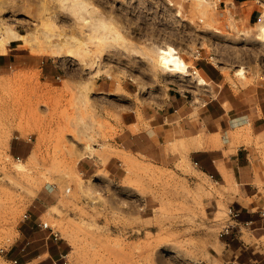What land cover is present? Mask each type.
<instances>
[{
    "label": "rangeland",
    "instance_id": "rangeland-1",
    "mask_svg": "<svg viewBox=\"0 0 264 264\" xmlns=\"http://www.w3.org/2000/svg\"><path fill=\"white\" fill-rule=\"evenodd\" d=\"M85 1L95 9L85 15L104 19L103 27L77 18L73 0H15L16 8L0 11L3 25L24 36L41 41L44 32L52 34L48 52L12 39L10 63L0 66V264H233L220 233L229 226L232 235L238 226L230 211L240 198L236 185L214 182L182 142L171 147L179 153L155 162L119 151L116 140L131 141L127 133L117 135L122 112L134 118L140 102L159 104V87L188 81L174 73L190 72L182 56L196 48L226 84L264 98V5L244 24L232 11L221 15L217 0ZM74 31L83 42H60ZM97 77L114 83L112 93L99 90ZM121 83L140 90L135 99ZM20 134L33 152L18 161L8 144ZM143 146L153 151L148 138ZM88 154L99 157L100 167L112 158L111 178L100 169L92 177L77 171ZM41 220L51 229H41ZM51 230L63 252L59 260L42 254ZM246 231L240 233L248 242Z\"/></svg>",
    "mask_w": 264,
    "mask_h": 264
},
{
    "label": "crops",
    "instance_id": "crops-1",
    "mask_svg": "<svg viewBox=\"0 0 264 264\" xmlns=\"http://www.w3.org/2000/svg\"><path fill=\"white\" fill-rule=\"evenodd\" d=\"M217 5L216 8L223 11L221 15L232 11L236 20L245 24L260 10V5H264V0H217ZM8 49H17V46ZM182 58L188 71L196 69V72L174 73L188 81H173V84L166 85L168 90L159 87L163 99L156 106L140 102L139 115L136 117L122 112L120 119L123 129L117 135L127 133L131 141L127 144L125 138L119 137V141L116 140L118 150H130L161 162L179 153V146L177 150L171 147L173 143L179 145L182 142L191 161L194 164L196 162L195 165L214 182L218 183L219 179L222 184L236 185L238 188L240 198H234L233 211L230 210L231 222L238 226H235L232 235L225 234L226 239L222 243L225 251L233 254L232 263L264 264V218L259 216L260 211L264 210V98L260 100L257 95L252 97L253 93L256 94L252 88L250 91L248 87L234 89L226 84L225 76L215 64L194 57L193 52L188 58ZM9 63L7 51L0 53V66ZM196 76L202 77L206 84H200ZM137 83L135 80L134 84ZM190 83H193L194 89L181 86ZM96 84L105 94L115 89L114 83L108 78L101 81L97 77ZM124 84L121 83V87L125 93L135 99L140 90L130 91L128 85L132 84ZM144 137L149 139L153 151L143 146ZM8 149L13 157L28 158L33 152V145L28 136L20 134L10 139ZM85 157H80L76 163L81 175L92 177L100 169L111 178V157L106 158L101 167L96 155L88 154ZM39 199L36 194L33 200ZM40 203L45 207L53 205L52 201ZM39 222L44 223L42 220ZM242 229L247 230L248 242L241 238ZM54 233L49 231L50 246L42 254L48 252L52 259L59 260L63 252L57 248ZM22 263H26V260H22Z\"/></svg>",
    "mask_w": 264,
    "mask_h": 264
},
{
    "label": "bare ground",
    "instance_id": "bare-ground-1",
    "mask_svg": "<svg viewBox=\"0 0 264 264\" xmlns=\"http://www.w3.org/2000/svg\"><path fill=\"white\" fill-rule=\"evenodd\" d=\"M14 1L15 0H0V11L2 8H6L5 6H7V7L10 6V8L11 7L16 8V5L18 6L19 4L18 3L16 4V2H14ZM73 1L74 2L72 5L75 7V14L77 13V16H78L77 18H80L83 23L88 24V26H89V23L92 25H95V26H93V28L94 27L98 28V27L104 26V24H105L104 19H98V21L93 22L89 16L85 15V13L93 14L95 12V9L91 6H89L88 2H86L85 0H73ZM14 4H16V5H14ZM42 6H45V4L44 5L42 4ZM21 7L19 6L18 8L20 9ZM47 7L48 6H46L45 9ZM3 24H5V21L2 18H0V28L2 27ZM3 26H4L3 30L0 31V53H3L6 51V45L8 43H10V41L12 39H24L25 41L31 40L33 42L29 43L30 47L33 50L42 51V52H48V47L50 45H52V43H50L52 34H49L47 32L43 33V35L41 36L42 40L39 41L36 36H32V35L24 36L23 34L18 33L16 30H14L13 28H11L7 25L6 26L3 25ZM71 32H73V31L71 30ZM57 34H59V33H57ZM54 35H55V33H54ZM71 35H73V36H71ZM71 35L70 36L66 35V37L60 38V42H64V43L66 42V44L71 40H72V42H74V44H77V43L80 44V42H83V39H81V37H74L75 31H74V34H71ZM69 39H71V40H69ZM34 41H36V42L34 43ZM44 42H46V44H44ZM70 44H67V45H70ZM72 45L73 44H71V46ZM81 45H82V43H81ZM72 50L73 49L70 48L68 51L72 52ZM51 52H53V51H51ZM198 144L200 145V141H198Z\"/></svg>",
    "mask_w": 264,
    "mask_h": 264
},
{
    "label": "built area",
    "instance_id": "built-area-1",
    "mask_svg": "<svg viewBox=\"0 0 264 264\" xmlns=\"http://www.w3.org/2000/svg\"><path fill=\"white\" fill-rule=\"evenodd\" d=\"M193 55H194V57H200L201 52H200L199 48H196V49H195V51L193 52ZM209 57L212 58V56H209ZM200 58H201V57H200ZM204 59L208 60V57H205ZM191 72H192V73H195V72H196V69H192ZM15 159L19 161V160H21V157H19V156H15ZM195 164H196V162H195ZM259 214H260V216L263 217V216H264V210L260 211ZM235 215H236V213H235ZM26 218H28V214H27V213H24V214H23V219H26ZM38 226L45 228V227H47V224H46V223L39 222V223H38ZM228 232H229V226H227V227H226V228L220 233V235L227 234ZM54 236H56V233H54ZM5 249H6V248H2V249H1V251H2L4 254H6ZM6 251H7V250H6ZM12 262H13V263H16V259H13Z\"/></svg>",
    "mask_w": 264,
    "mask_h": 264
}]
</instances>
